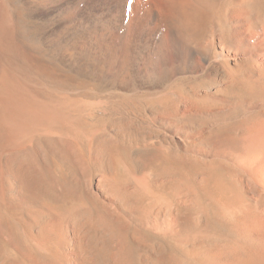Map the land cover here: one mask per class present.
I'll return each mask as SVG.
<instances>
[{
  "label": "rangeland",
  "instance_id": "rangeland-1",
  "mask_svg": "<svg viewBox=\"0 0 264 264\" xmlns=\"http://www.w3.org/2000/svg\"><path fill=\"white\" fill-rule=\"evenodd\" d=\"M215 3L208 22L223 45H238L231 21L224 20L235 0ZM33 23L27 19L19 40L41 54L50 72L39 79L69 101L73 119L14 142L0 131V264H101L104 248L117 253L120 243L131 256L149 243L170 249L147 226L166 223L172 214L193 216L192 222L209 214L207 187L223 165L213 146L226 145L234 125L237 135L246 133L241 125L258 111L247 107L249 101L232 103L235 91L238 97L245 92L240 80L258 72L255 51L241 60L218 59L227 63L202 73L123 88L89 69L72 70L35 36ZM25 62L36 70L33 60ZM177 124L182 133L174 130ZM25 167L36 181L24 177Z\"/></svg>",
  "mask_w": 264,
  "mask_h": 264
},
{
  "label": "bare ground",
  "instance_id": "bare-ground-1",
  "mask_svg": "<svg viewBox=\"0 0 264 264\" xmlns=\"http://www.w3.org/2000/svg\"><path fill=\"white\" fill-rule=\"evenodd\" d=\"M19 2L0 0V131L11 142L32 138L38 127L73 119L69 101L54 94L55 85L39 79L49 71L41 54L28 51L19 40L27 19L34 22L35 36L57 50L72 70L89 69L123 88L152 84L164 75L202 73L205 67L227 63L218 59L241 60L243 54L255 51L258 72L239 84L246 99L235 96V91L231 102L249 101L247 107L258 111L241 125L246 133L237 135L239 126L234 125L228 143L213 146L214 158L223 160V165L216 166L207 187L209 214L195 216V222L193 216L172 214L166 223L147 226L170 244L168 250L167 242L165 247L149 243L140 255L131 256L120 243L115 254L104 246L108 249L99 258L101 264H264V0H235L225 13L224 20L229 19L235 30L232 38L238 40L232 47L223 45L218 28L208 22L217 9L215 0ZM26 59L33 60L35 71ZM177 125L174 130L182 133ZM27 167L24 177L36 181L37 174L27 173Z\"/></svg>",
  "mask_w": 264,
  "mask_h": 264
},
{
  "label": "snow or ice",
  "instance_id": "snow-or-ice-1",
  "mask_svg": "<svg viewBox=\"0 0 264 264\" xmlns=\"http://www.w3.org/2000/svg\"><path fill=\"white\" fill-rule=\"evenodd\" d=\"M129 3H131V0H129Z\"/></svg>",
  "mask_w": 264,
  "mask_h": 264
}]
</instances>
